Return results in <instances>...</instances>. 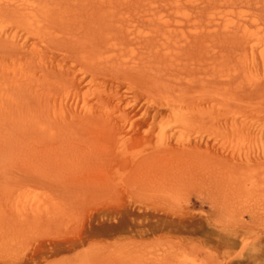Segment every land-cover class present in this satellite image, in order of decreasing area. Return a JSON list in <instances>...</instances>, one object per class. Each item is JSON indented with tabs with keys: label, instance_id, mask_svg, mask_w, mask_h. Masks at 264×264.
<instances>
[{
	"label": "rangeland",
	"instance_id": "374dc122",
	"mask_svg": "<svg viewBox=\"0 0 264 264\" xmlns=\"http://www.w3.org/2000/svg\"><path fill=\"white\" fill-rule=\"evenodd\" d=\"M12 2L0 264H264V0Z\"/></svg>",
	"mask_w": 264,
	"mask_h": 264
},
{
	"label": "bare ground",
	"instance_id": "6f19581e",
	"mask_svg": "<svg viewBox=\"0 0 264 264\" xmlns=\"http://www.w3.org/2000/svg\"><path fill=\"white\" fill-rule=\"evenodd\" d=\"M165 2V4L169 7V8H175L178 6V2L180 0H163ZM243 0H226V2L228 4H237V3H241ZM14 7V2H12V0H1L0 1V13H6L7 10H13ZM150 16V15H149ZM148 16V17H149ZM230 27V26H228ZM232 29H227L224 34L228 37V38H233L235 37L237 42L239 43V47L240 48H245V45L248 44L249 45V49L251 51L254 50V47L256 46V44L259 45V51H260V59L261 62L264 65V36H253L252 33H250L248 30H246L245 26L242 25H236V26H232Z\"/></svg>",
	"mask_w": 264,
	"mask_h": 264
}]
</instances>
